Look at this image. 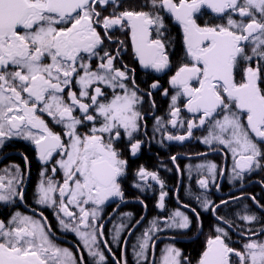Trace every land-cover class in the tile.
Returning a JSON list of instances; mask_svg holds the SVG:
<instances>
[{"label": "snow or ice", "instance_id": "6c2138e0", "mask_svg": "<svg viewBox=\"0 0 264 264\" xmlns=\"http://www.w3.org/2000/svg\"><path fill=\"white\" fill-rule=\"evenodd\" d=\"M109 3L119 6L118 0H0V145L5 138L22 136L35 145L42 162H48L53 153L62 156L56 164L63 171V183L58 185L50 177L45 180L46 172L42 171L36 202L56 206L53 193L58 188L59 211L75 219L76 214L69 210V205L79 210V222L72 231L89 256L99 258L96 264L105 260L103 253L94 247L97 231L103 236L104 226L97 223L99 209L112 198H124L119 181L127 161L120 158L114 141L121 137L120 129L130 138L138 130L142 116L137 105L142 103V97L138 95L134 79L131 88L125 83L127 66L123 70L114 66L119 49L116 55L105 51L96 70L84 62V56L87 54L89 60L98 56L97 49L103 44V38L97 26L108 36L115 26L127 25L141 65L157 72L169 65L163 40L150 38L152 26L156 27L158 36L163 35V17L159 11L126 9L101 19L97 7ZM205 7L218 16L226 15V24L199 25L195 17ZM142 8L166 10L179 22L186 54L191 60L169 80L180 89L171 98L169 123L183 125L179 119L181 110L176 106L177 97L183 95L187 98L184 107L189 113L199 115V124L188 120L187 135H168L167 139L183 142L191 137L193 129L208 124V134L201 142L216 143L230 150L234 159L233 179H243L245 172L261 167L260 162L264 160V87H261L264 69L249 64L244 68L241 82L236 81L235 71L240 60L252 59L245 51L249 43L253 45L252 54L264 60V0H146ZM232 14H238L241 19H233ZM108 39L111 40V36ZM46 59L48 63L44 62ZM73 80L79 86L78 95L72 91ZM105 87L112 89L110 98L106 97ZM150 87L156 89L159 85L153 83ZM65 90L67 100L63 97ZM164 94L167 95V89ZM147 95L151 97V92ZM85 98L90 102H84ZM77 109L79 117L73 114ZM38 112L46 113L62 125L63 136L53 132ZM85 122L92 127L80 134L78 126ZM157 123H160L159 117ZM63 137H67V143ZM140 147L139 140L130 143V153L135 155ZM172 160L175 162L176 157ZM197 168H207L214 179L215 163L197 165ZM56 170L54 167L52 172ZM136 174L145 182L150 177L163 189V182L155 172L150 173L141 166ZM21 182L22 177L10 179L6 185L0 183V201L7 202L13 197L23 200V190L16 187ZM198 184L202 189L208 187L206 179H200ZM166 196L161 190L158 208L165 207ZM252 199L264 210V205H259L255 197ZM227 203L221 201V204ZM89 204L93 205L91 210L86 207ZM210 205L212 202L206 198L202 201L204 209H209ZM218 207L213 206L211 210L215 212ZM191 211L199 221L200 214L194 208ZM161 219L168 229L186 230L191 226L189 216L179 209ZM217 219L231 225L223 217ZM239 219L253 222L257 217L244 214ZM60 223L65 229L70 227L63 219ZM149 225L138 238V246H134L136 264H148L147 250L150 245L155 246L153 233L161 230L156 218L149 221ZM45 226L46 220L41 222L19 212L7 225L0 221V264H77L67 248L51 242ZM81 226L88 230L82 231ZM123 228L124 225L116 226L114 240L120 237ZM215 230L217 235L208 239L197 264H236L231 259L233 256L238 264H264V241L255 239L264 234V227L259 232L241 233L247 239L242 250L225 242L228 233L224 228L217 226ZM180 256L179 249L166 246L161 264H181ZM79 264H85L83 256Z\"/></svg>", "mask_w": 264, "mask_h": 264}, {"label": "flooded vegetation", "instance_id": "af4514ba", "mask_svg": "<svg viewBox=\"0 0 264 264\" xmlns=\"http://www.w3.org/2000/svg\"><path fill=\"white\" fill-rule=\"evenodd\" d=\"M145 2L146 0H118V7L109 3L106 6L97 7V11L101 13V19L103 16H110L114 12L118 14L126 9L159 11L163 17L164 27L161 29L163 35L158 36L156 27L152 26L150 27V38H160L165 43V51L169 58L167 68L157 72L140 64L139 58L133 50L131 29L127 25L123 28L115 26L111 29L108 32L111 40L104 35L103 28L97 26V31L103 38V44L97 49L98 56L91 60L88 59L87 54L84 56V62L89 63L92 70H96L100 63V57L105 51L116 55L119 49V56L114 61V66L121 70L127 66L128 80L125 83L131 88L134 79L139 89L138 95L142 97V103L137 105V110L142 116V119L138 121V130L130 138L124 134L123 129H120L121 137L114 141L115 148L121 153L120 158L127 161L125 173L119 181L124 198L123 200L112 198L100 207L97 223L104 226L103 236L97 231V241L94 247L105 257L101 264H125V261L127 264H136L134 246H138V238H141L145 229L150 227L149 221L156 218L161 230L153 233L155 246L153 248L150 245L147 250L148 264H152V261H155V264H161L162 252L169 245L180 250L181 264H197L207 246L208 239L217 235L215 230L217 226L227 231L228 236L225 238V242L237 250H242V245L247 242L246 237L241 233L259 232L264 227V210H261L252 199L255 197V201H258L259 205H264V160L260 162L261 167L254 168L251 172H245L243 179H233L234 160L231 151L216 143L206 145L201 142L202 138L208 134V124L193 129L191 137L183 142L167 139L168 135H187L188 120L199 124V115L189 113L184 107L187 98L183 95L177 97L176 106L181 110L179 119L184 123L176 126L169 123L172 119L169 107L172 103L171 98L180 91L178 87L171 85L169 80L183 64H190L191 60L186 54L183 29L179 22L166 10L142 8ZM232 16L237 21L241 19L238 14H232ZM195 18L201 26L226 24L227 21L226 15L218 16L206 7L202 8ZM244 22L247 23L248 20L245 19ZM247 49L245 48L246 54L248 53ZM44 62L48 63L49 61L46 59ZM250 62H252L250 64L252 67L259 65L264 69V60L255 56ZM247 66L249 65H246L244 60L239 61L235 72L237 82L242 81L244 68ZM9 70L14 69L10 68ZM79 73L82 75V70H79ZM153 83H158L159 87L152 89L150 86ZM194 86L198 85L194 84ZM261 87H264V83H261ZM165 89H167V95L164 94ZM103 90L106 97L110 98L112 89L105 87ZM72 91L79 94V86L76 85L75 80L72 82ZM149 91L151 97L147 95ZM63 97L67 100V90L64 91ZM84 102L90 101L85 98ZM73 114L81 116L78 109ZM37 115L45 120L53 132L63 136L62 125L55 123L46 113L38 112ZM157 117L160 118L159 124ZM91 127V123L85 122L84 125L78 126V131L80 134H84ZM203 133L204 135L201 136ZM105 136L107 138V134ZM63 139L67 143V137H63ZM137 140L141 141V147L135 155H132L129 150L130 143ZM203 153L207 154L198 158ZM173 156L176 157L175 162L172 160ZM61 158L60 154L53 153V157L48 162H42L38 159L35 145L30 140H26L22 136L4 139L3 144L0 145V178H2L0 183L6 185L10 179L22 177V182L16 187L18 190H23L24 197L23 200L13 197L7 202L0 201V221L7 225L8 220L16 212L41 222L46 220L45 230L54 245L62 249L67 248L73 254V259L77 261V264H79L81 256H83L85 264H96L99 258L89 256L82 241L72 231V228L79 222V210L75 206L69 205V210L76 214L75 219L65 217L59 211L58 188L54 192L56 206L41 205L36 202L39 198L37 185L42 179L40 175L42 171L46 172L45 180L50 177L58 185L63 183V171L56 164V161ZM224 159L226 166L222 173ZM209 162L215 163L217 166L214 179L208 174L207 168H197V165ZM16 166L19 167V171ZM141 166L146 171L155 172L158 175L159 180L163 182V189L160 183L151 180L150 177L146 182L140 180L136 173ZM54 167L57 169L55 173L52 172ZM200 179L208 181L206 189H202L198 184ZM137 184L140 187H136ZM161 190L167 193L163 209L156 206ZM198 196L200 200H197ZM205 198L212 202L207 210L202 207V201ZM140 201H143V204ZM221 201H228V203L221 204ZM184 205L189 207H184ZM217 205L219 207L213 212L212 207ZM193 208L200 214L199 221L191 211ZM177 209L191 219L189 229L177 230L164 227L161 218L168 217ZM124 213L132 215L124 216ZM244 214H255L257 220L253 222L240 220L239 216ZM141 217H143L142 220ZM217 217H223L224 220L230 221L231 225L225 224ZM61 219L70 227L65 229L60 223ZM138 220L141 222L137 225L136 221ZM118 225H124V228L120 237L114 240L115 229ZM81 230L87 231L88 229L81 226ZM255 239L264 241V234L257 235ZM231 259L238 264L235 256Z\"/></svg>", "mask_w": 264, "mask_h": 264}, {"label": "trees", "instance_id": "16d2710c", "mask_svg": "<svg viewBox=\"0 0 264 264\" xmlns=\"http://www.w3.org/2000/svg\"><path fill=\"white\" fill-rule=\"evenodd\" d=\"M252 47H253V45H246L245 46V48H248L247 50H248V53L246 54V55H249V56H252V58L253 57H255L253 54H252ZM252 60V59H251ZM253 62V61H252ZM252 62H250V61H244V63L246 64V65H249V64H252ZM243 68V67H242ZM237 70V69H236ZM236 72V71H235ZM243 72V71H242ZM235 78L237 79V76H236V74H235ZM204 135V133L201 135V136H203ZM203 157L205 156V155H202ZM202 156H198V158H200V157H202ZM202 160V159H201ZM200 161V160H199ZM201 163V162H200Z\"/></svg>", "mask_w": 264, "mask_h": 264}, {"label": "water", "instance_id": "95a60500", "mask_svg": "<svg viewBox=\"0 0 264 264\" xmlns=\"http://www.w3.org/2000/svg\"><path fill=\"white\" fill-rule=\"evenodd\" d=\"M207 153H209V152H207ZM207 153H203V154H201V155H199V156L205 155V154H207ZM225 166H226V160L224 159V163H223V166H222V173L224 172ZM35 212H36V211H35ZM36 213H37V212H36ZM154 245H155V244H154Z\"/></svg>", "mask_w": 264, "mask_h": 264}, {"label": "rangeland", "instance_id": "374dc122", "mask_svg": "<svg viewBox=\"0 0 264 264\" xmlns=\"http://www.w3.org/2000/svg\"><path fill=\"white\" fill-rule=\"evenodd\" d=\"M231 156H232V153H231ZM232 159H233V156H232ZM233 160H234V159H233ZM53 198H54V193H53ZM86 207H88L89 210H91V208L93 207V205L89 204V205H87Z\"/></svg>", "mask_w": 264, "mask_h": 264}]
</instances>
